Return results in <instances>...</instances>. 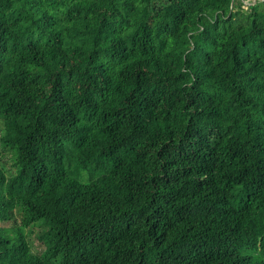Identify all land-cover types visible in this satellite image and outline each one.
I'll use <instances>...</instances> for the list:
<instances>
[{
  "label": "trees",
  "instance_id": "1",
  "mask_svg": "<svg viewBox=\"0 0 264 264\" xmlns=\"http://www.w3.org/2000/svg\"><path fill=\"white\" fill-rule=\"evenodd\" d=\"M245 6L0 0V264H264Z\"/></svg>",
  "mask_w": 264,
  "mask_h": 264
},
{
  "label": "rangeland",
  "instance_id": "2",
  "mask_svg": "<svg viewBox=\"0 0 264 264\" xmlns=\"http://www.w3.org/2000/svg\"><path fill=\"white\" fill-rule=\"evenodd\" d=\"M254 1L256 2L257 0H245V7H247L249 5V2L250 3H254ZM33 248L34 250L36 251H41L42 250V247L39 245V243L37 241H33Z\"/></svg>",
  "mask_w": 264,
  "mask_h": 264
},
{
  "label": "built area",
  "instance_id": "3",
  "mask_svg": "<svg viewBox=\"0 0 264 264\" xmlns=\"http://www.w3.org/2000/svg\"><path fill=\"white\" fill-rule=\"evenodd\" d=\"M255 2V1H254ZM249 4H251L250 2H249Z\"/></svg>",
  "mask_w": 264,
  "mask_h": 264
},
{
  "label": "water",
  "instance_id": "4",
  "mask_svg": "<svg viewBox=\"0 0 264 264\" xmlns=\"http://www.w3.org/2000/svg\"><path fill=\"white\" fill-rule=\"evenodd\" d=\"M255 3V2H254Z\"/></svg>",
  "mask_w": 264,
  "mask_h": 264
}]
</instances>
